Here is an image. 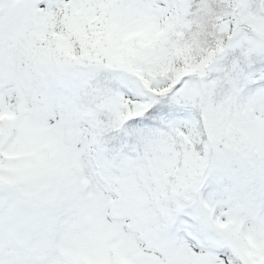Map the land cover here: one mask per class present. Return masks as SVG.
Returning a JSON list of instances; mask_svg holds the SVG:
<instances>
[{"label": "snow or ice", "instance_id": "snow-or-ice-1", "mask_svg": "<svg viewBox=\"0 0 264 264\" xmlns=\"http://www.w3.org/2000/svg\"><path fill=\"white\" fill-rule=\"evenodd\" d=\"M0 264H264V0H0Z\"/></svg>", "mask_w": 264, "mask_h": 264}]
</instances>
